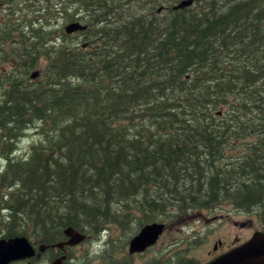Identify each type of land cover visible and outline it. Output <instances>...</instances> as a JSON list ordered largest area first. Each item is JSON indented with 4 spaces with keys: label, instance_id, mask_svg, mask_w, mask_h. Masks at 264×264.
I'll use <instances>...</instances> for the list:
<instances>
[{
    "label": "trees",
    "instance_id": "1",
    "mask_svg": "<svg viewBox=\"0 0 264 264\" xmlns=\"http://www.w3.org/2000/svg\"><path fill=\"white\" fill-rule=\"evenodd\" d=\"M181 1L0 0V236L264 182V0Z\"/></svg>",
    "mask_w": 264,
    "mask_h": 264
},
{
    "label": "flooded vegetation",
    "instance_id": "2",
    "mask_svg": "<svg viewBox=\"0 0 264 264\" xmlns=\"http://www.w3.org/2000/svg\"><path fill=\"white\" fill-rule=\"evenodd\" d=\"M230 183L228 186L233 188L226 196L208 198V205H204L207 202L204 198H194L192 206L181 208L167 206L165 197L146 198V201L163 202L160 211L119 212L115 222L105 225L98 234L83 232L85 239L76 245L67 244L66 234L63 239L46 243L33 238L34 256L9 264H212L254 237L264 239V182L253 183L254 190L245 180ZM236 186L241 188L234 189ZM186 200L190 199L174 201ZM152 224L162 225L163 230L155 242L132 251V240ZM115 228L119 231L117 234ZM101 234L106 237L105 251L100 256L89 257L91 242L98 240ZM42 243L45 244L43 250Z\"/></svg>",
    "mask_w": 264,
    "mask_h": 264
},
{
    "label": "water",
    "instance_id": "3",
    "mask_svg": "<svg viewBox=\"0 0 264 264\" xmlns=\"http://www.w3.org/2000/svg\"><path fill=\"white\" fill-rule=\"evenodd\" d=\"M192 3L193 0H182L178 5H176L175 8L179 9L181 7L189 6ZM87 27H88L87 24L82 23L81 21H74L65 26V31L67 34H73L77 31H84L87 29ZM38 76H39V72L34 71L31 75V78L36 79ZM162 231H163L162 225L160 224H152L146 226L139 233V235H137L132 240L131 250L132 251L137 249L139 250L140 247L154 243L158 235ZM143 232H146L145 234L146 236L144 235V237L140 241H137L134 244V242L137 239L142 237ZM64 233L69 237V241L67 242V244L75 245L81 243L85 239V234L76 230L72 226L65 228ZM5 244H8L9 246L5 247L4 246ZM40 248L41 250H43L45 248V245H41ZM16 249L17 251L15 253L13 252L11 256L5 257L4 253L7 250L14 251ZM34 254H35V249L33 247V244L31 243L30 239L25 235L16 236L8 240L2 238L0 239V264H9L11 261L14 260L26 259L32 257L34 256ZM251 263H264V239L261 240L260 237H254L249 243L224 254L222 257L214 261L212 264H251Z\"/></svg>",
    "mask_w": 264,
    "mask_h": 264
},
{
    "label": "rangeland",
    "instance_id": "4",
    "mask_svg": "<svg viewBox=\"0 0 264 264\" xmlns=\"http://www.w3.org/2000/svg\"><path fill=\"white\" fill-rule=\"evenodd\" d=\"M76 40V39H75ZM79 41V40H77ZM29 135L26 136V138L24 140H22L19 145H20V152L19 154H24V153H28L31 149V146L39 140V135L33 130L29 131L28 133ZM4 162H2V160H0V173L4 170L5 167ZM119 231L115 228V234H117ZM65 233H63L64 236ZM64 237H58V239H63ZM41 241H43V238H39ZM31 242H33V238L30 239ZM44 242V241H43ZM46 243V242H45ZM79 244V243H78ZM41 245H45L44 243H42ZM76 245V244H75ZM41 247V246H40ZM78 254L82 253V252H77ZM77 254V255H78Z\"/></svg>",
    "mask_w": 264,
    "mask_h": 264
},
{
    "label": "clouds",
    "instance_id": "5",
    "mask_svg": "<svg viewBox=\"0 0 264 264\" xmlns=\"http://www.w3.org/2000/svg\"><path fill=\"white\" fill-rule=\"evenodd\" d=\"M105 240L106 237L101 234L98 240H93L91 242L88 250L89 257H97L103 254V252L105 251Z\"/></svg>",
    "mask_w": 264,
    "mask_h": 264
},
{
    "label": "bare ground",
    "instance_id": "6",
    "mask_svg": "<svg viewBox=\"0 0 264 264\" xmlns=\"http://www.w3.org/2000/svg\"><path fill=\"white\" fill-rule=\"evenodd\" d=\"M157 227H158V226H157ZM146 232H147V231H146ZM146 232H143L142 237H140L139 239H137V240L134 242V244H135L137 241H140V240L144 237V235L146 234ZM145 236H146V235H145ZM4 246H5V247H8L9 245H8V244H5ZM9 249H10V248H9ZM20 249H21V248H20ZM16 251H17V249L14 250V251H12V250H7L5 253H4V252H3V253H4L5 257H9V256L12 255L13 252L15 253ZM18 252H19V251H18ZM3 253H2V254H3ZM4 255H3V256H4ZM15 255H16V254H15ZM5 257H4V258H5Z\"/></svg>",
    "mask_w": 264,
    "mask_h": 264
}]
</instances>
